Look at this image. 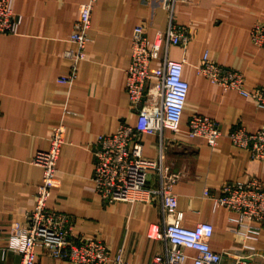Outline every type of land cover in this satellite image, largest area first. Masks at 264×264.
Instances as JSON below:
<instances>
[{
	"label": "crops",
	"instance_id": "obj_1",
	"mask_svg": "<svg viewBox=\"0 0 264 264\" xmlns=\"http://www.w3.org/2000/svg\"><path fill=\"white\" fill-rule=\"evenodd\" d=\"M85 1L11 0L21 16L19 31L0 33V264H20V254L7 248L11 226L25 221L35 206L43 169L32 160L38 149L49 147L52 131L61 123L66 139L49 205L73 216L75 234L106 242L111 249L107 264H150L163 249V241L149 235L155 225L163 227L159 198L106 202L95 185L93 145L123 121L136 123L126 90L132 35L136 25L144 23L154 39L158 30L167 28L170 14L161 0H97L87 57L78 63L77 78L62 82L60 77L71 72L65 52L75 47L70 35ZM261 18L264 0L177 3L175 19L192 33L188 44L173 45L168 52L171 58L185 59L190 89L183 122L179 131L165 129L163 140L149 133L142 138L145 155L153 158L164 142L165 159L179 174L174 191L183 221L191 227L203 221L214 225L211 245L222 252V264H238L243 257L246 264H264V230L257 239H244L235 232L233 212L204 195L205 188L218 191L226 181H264V161L235 145L229 135L240 124L250 131L261 127L264 108L212 82L197 66L208 52L216 62L242 71L248 88L264 84V48L250 37L253 23ZM161 63L153 61L155 66ZM195 114L220 122L218 144L188 134V120ZM158 180L157 173L148 174L150 186H157ZM247 242L256 252L244 248ZM40 262L74 264L46 251Z\"/></svg>",
	"mask_w": 264,
	"mask_h": 264
},
{
	"label": "built area",
	"instance_id": "obj_2",
	"mask_svg": "<svg viewBox=\"0 0 264 264\" xmlns=\"http://www.w3.org/2000/svg\"><path fill=\"white\" fill-rule=\"evenodd\" d=\"M96 2L87 0L81 5L75 30L70 35L75 47L65 52L72 61V68L69 74L60 77L62 82L74 81L78 76V63L87 57ZM161 2L170 14L167 28L158 30L151 39L146 25L139 23L132 35L126 90L131 107L137 112V121L135 124L123 121L115 132L97 138L93 145L95 185L106 202L159 198L163 227L155 225L149 235L161 239L163 249L150 264H222V252L211 245L214 225L203 221L191 227L183 221L184 213L178 208V195L174 191L179 174L171 171L165 159L164 142L161 141L158 157L144 153V134H159L163 140L165 129L175 132L181 129L190 89L185 77V59L171 58L168 52L173 45L185 46L192 37L189 28L175 19L177 3L192 0ZM20 23L21 16L13 10L11 0H0V33H17ZM250 37L254 44L264 48V18L253 23ZM155 59H161V65H153ZM197 70L212 82L237 90L264 108V84L248 88L242 71L216 62L208 52ZM187 130L192 137L206 138L212 146L218 144L222 135L220 122L202 114L189 118ZM229 135L235 145L249 149L254 158L264 161V122L255 131L240 124ZM65 139L66 125L58 124L50 136L49 147L40 148L34 154L33 163L43 169L36 203L25 221L13 222L7 246L20 254V264H42L43 251L74 264H107L111 260V249L106 242L95 236L75 234L73 216L49 205L52 190L58 183V165ZM152 171L158 175L157 186L148 184V174ZM204 195L212 198L216 206L233 212L231 220L237 224L235 232L244 239H257L264 230V181L261 179L226 181L218 191L205 188ZM7 248L3 249V254ZM244 248L256 252V247L249 242ZM190 250L196 254H190ZM246 263L244 257L238 261V264Z\"/></svg>",
	"mask_w": 264,
	"mask_h": 264
}]
</instances>
